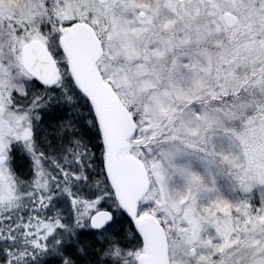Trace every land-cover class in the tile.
I'll return each mask as SVG.
<instances>
[{
  "label": "snow or ice",
  "instance_id": "obj_1",
  "mask_svg": "<svg viewBox=\"0 0 264 264\" xmlns=\"http://www.w3.org/2000/svg\"><path fill=\"white\" fill-rule=\"evenodd\" d=\"M0 264H264V0H0Z\"/></svg>",
  "mask_w": 264,
  "mask_h": 264
},
{
  "label": "trees",
  "instance_id": "obj_2",
  "mask_svg": "<svg viewBox=\"0 0 264 264\" xmlns=\"http://www.w3.org/2000/svg\"><path fill=\"white\" fill-rule=\"evenodd\" d=\"M27 162L23 158H18V167L21 172H25L27 170Z\"/></svg>",
  "mask_w": 264,
  "mask_h": 264
}]
</instances>
